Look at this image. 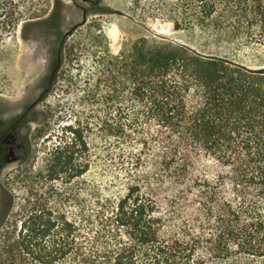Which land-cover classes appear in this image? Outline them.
<instances>
[{
	"label": "trees",
	"instance_id": "1",
	"mask_svg": "<svg viewBox=\"0 0 264 264\" xmlns=\"http://www.w3.org/2000/svg\"><path fill=\"white\" fill-rule=\"evenodd\" d=\"M196 1L230 23L214 36L264 50V0ZM19 8L0 0V44ZM96 70L48 180L99 168L102 183L70 218L40 199L0 264H264V66L142 38Z\"/></svg>",
	"mask_w": 264,
	"mask_h": 264
},
{
	"label": "rangeland",
	"instance_id": "2",
	"mask_svg": "<svg viewBox=\"0 0 264 264\" xmlns=\"http://www.w3.org/2000/svg\"><path fill=\"white\" fill-rule=\"evenodd\" d=\"M14 1L20 3L17 27L0 44V106L18 109L34 102L35 107L28 117L29 154L7 160V166L0 158L5 167L0 171V244L5 233L8 243L15 241L40 199L70 218L72 212L79 214L88 181L102 183L99 168L92 169L89 178L70 181L61 174L48 180L52 149L62 148L71 139L66 128L82 121L84 96L92 87L87 79L92 75L95 80L100 58L117 56L144 38L150 45H181L252 69L264 66L263 49H236L225 37L214 36L216 26L224 29L230 23L199 16L196 0ZM221 3L220 13L225 9ZM174 24L180 30L171 33ZM17 115H7L2 122L9 124Z\"/></svg>",
	"mask_w": 264,
	"mask_h": 264
},
{
	"label": "flooded vegetation",
	"instance_id": "3",
	"mask_svg": "<svg viewBox=\"0 0 264 264\" xmlns=\"http://www.w3.org/2000/svg\"><path fill=\"white\" fill-rule=\"evenodd\" d=\"M46 81H49V77H46ZM34 107V102L18 109H14L11 105L0 106V158L4 159V166H7L9 162L7 160H14L29 154V124L31 121L28 117ZM16 112H18L17 117L10 120L9 124L2 122L5 116ZM4 168L0 163V171Z\"/></svg>",
	"mask_w": 264,
	"mask_h": 264
}]
</instances>
